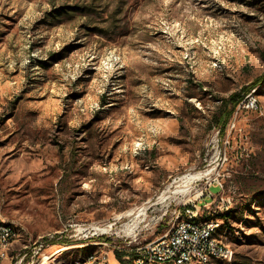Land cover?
<instances>
[{"label":"rangeland","instance_id":"374dc122","mask_svg":"<svg viewBox=\"0 0 264 264\" xmlns=\"http://www.w3.org/2000/svg\"><path fill=\"white\" fill-rule=\"evenodd\" d=\"M263 75L264 0H0V219L23 228L12 264L40 237L44 264H130L118 256L165 231L170 202L219 176L230 210L198 220H222L234 257L212 264H264V83L246 90ZM236 93L258 109H233Z\"/></svg>","mask_w":264,"mask_h":264},{"label":"built area","instance_id":"2783aa9c","mask_svg":"<svg viewBox=\"0 0 264 264\" xmlns=\"http://www.w3.org/2000/svg\"><path fill=\"white\" fill-rule=\"evenodd\" d=\"M240 108L258 109L253 103V95H249L240 104ZM126 170L131 167L126 165ZM194 183V182H193ZM212 188L221 190L218 195L211 193ZM200 194L195 200H178L170 202L160 217L161 225L165 231L153 240L141 245L128 256L120 257L122 262L130 261V264H212L214 261L231 262L234 257L233 249L218 238L223 227L221 219L198 220L202 209L213 215L226 213L230 210L229 202H226L224 184L221 176L211 181L207 187L198 190ZM207 199H211L205 202ZM201 205H203L201 207ZM108 228V227H107ZM112 228V227H111ZM110 228V229H111ZM92 229V228H91ZM23 228L17 223L0 219V264H12L11 256L14 245L21 240ZM120 239L127 242L131 235L123 230ZM99 235H107L97 231ZM50 237V236H49ZM47 238L40 237L31 245H25L16 257L15 264H36L39 259L49 260L45 256ZM132 242H129L130 245ZM108 246V244H104ZM114 251H126L120 246H114ZM121 256V254H120ZM106 257L98 258L90 255L82 264H108ZM126 263V262H125Z\"/></svg>","mask_w":264,"mask_h":264},{"label":"bare ground","instance_id":"6f19581e","mask_svg":"<svg viewBox=\"0 0 264 264\" xmlns=\"http://www.w3.org/2000/svg\"><path fill=\"white\" fill-rule=\"evenodd\" d=\"M140 142V141H139ZM138 144V143H137ZM138 146H139V144H138ZM137 147V146H136ZM140 148V147H139ZM145 149V148H144ZM133 152H135V151H133ZM141 152V151H140ZM145 153V152H144ZM141 155V154H140ZM205 176H208V174H203V173H197V174H188V175H186V176H184V177H182L179 181L181 182V185H180V189L179 190H176V191H174V192H172L171 194L173 195V194H177V193H186L188 190H189V186L193 183V182H196V181H198V180H202L203 179V177H205ZM169 192V191H168ZM167 193H163L162 194V197H161V200H164V199H167ZM144 213H145V209H141L137 214H135L136 215V217L135 218H137V217H139V216H142V215H144ZM134 215V213L133 214H131V213H128V216H133ZM134 226H128L127 228H126V232L128 233V234H132L135 230H136V228L138 227V222H134ZM110 227H112V225L111 226H108V228L110 229ZM108 228H106V229H102V228H98V227H93V229L95 230V231H102V232H107L108 231Z\"/></svg>","mask_w":264,"mask_h":264},{"label":"trees","instance_id":"16d2710c","mask_svg":"<svg viewBox=\"0 0 264 264\" xmlns=\"http://www.w3.org/2000/svg\"><path fill=\"white\" fill-rule=\"evenodd\" d=\"M262 83H264V75L257 78L254 83L251 84L250 88H246L247 91H251L252 89H255L256 87H258L259 85H261ZM242 100V96L240 93H236L231 95V97L228 100V104L231 105L233 107V109H235ZM232 115V112H230L228 114V116L226 117V119H228L230 116ZM121 256L119 255L118 258H120Z\"/></svg>","mask_w":264,"mask_h":264},{"label":"crops","instance_id":"0c3cea01","mask_svg":"<svg viewBox=\"0 0 264 264\" xmlns=\"http://www.w3.org/2000/svg\"><path fill=\"white\" fill-rule=\"evenodd\" d=\"M123 79H124V77H123L122 79H120V83L122 82ZM119 86H121V88H123L122 83H121V85H119ZM122 91H124V89H123ZM121 97H124V95L121 96ZM72 141H73V140H72ZM67 145H69L70 147L73 148L75 145H78V144L76 143V139H75L74 142H68ZM7 222H14V223H16L15 221H7Z\"/></svg>","mask_w":264,"mask_h":264}]
</instances>
